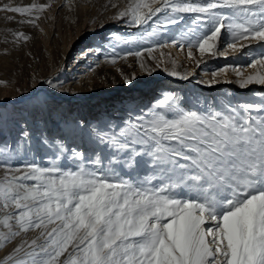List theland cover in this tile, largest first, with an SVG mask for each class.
Returning <instances> with one entry per match:
<instances>
[{
  "label": "snow or ice",
  "instance_id": "obj_1",
  "mask_svg": "<svg viewBox=\"0 0 264 264\" xmlns=\"http://www.w3.org/2000/svg\"><path fill=\"white\" fill-rule=\"evenodd\" d=\"M51 7L9 2L0 12L38 27ZM185 14L201 25L200 35L187 30L188 58L192 48L201 57H227L228 50L256 44L259 54L245 66L252 71H232L241 89L264 86V0H130L116 19L137 29L154 22L167 29ZM13 35L17 42L30 39L22 31ZM145 51L153 48L124 58ZM227 72H213L208 83ZM253 95L255 101H206L193 110L165 94L111 135V125L92 128L86 121L66 122L59 136L33 137L22 128L13 145H0V249L30 231L38 235L16 246L7 264H264V91ZM78 132L94 140L91 155L68 144ZM21 148L23 158L12 163ZM29 152H43L47 163L27 162Z\"/></svg>",
  "mask_w": 264,
  "mask_h": 264
},
{
  "label": "bare ground",
  "instance_id": "obj_2",
  "mask_svg": "<svg viewBox=\"0 0 264 264\" xmlns=\"http://www.w3.org/2000/svg\"><path fill=\"white\" fill-rule=\"evenodd\" d=\"M66 3L69 4L66 6ZM86 3L87 1L84 2V0H70V2L69 0H59L58 3L54 2L52 7L47 10L46 17L41 23H38L37 29L28 33L30 36L32 34L30 42L12 53L7 60H0V115L7 108L14 109L19 107L20 104L35 100V103L38 102L37 104L41 108V111L43 110V120H46L44 125H42L44 131L51 133L53 136H59L60 129L66 131L68 125H65L66 122L60 123L61 119L59 118L58 122L57 120L54 122L49 120L51 115L48 112V102L46 103L41 100L55 98L54 112H56L55 110L58 108H68L70 112H72L76 110V108H74L76 104L93 106L100 98L104 99L101 96L108 94L107 92L109 89L111 90L113 87H116L115 89L117 92L115 93V97L121 100L117 102L123 104L116 103L99 110L90 109L92 112L89 113L92 116L89 117L88 121L86 120L90 126L93 125V123L96 125V122H98L97 127L101 128H106L108 125H111L112 131L108 134H112V132L116 131V126H123L118 124V120L121 119L124 121L126 119L125 116L122 117V115L124 114L123 112L129 110L126 108L127 105L134 103L132 102L134 100L129 98L140 95V98L144 97L143 100H147V97L153 99L156 95L160 94H151V91L155 89H153V87L163 85V82H168L165 90H182L183 85H189L194 82V79H197L198 72L196 73L193 71L194 68L189 72L188 80H181L169 74L172 71H177L181 74L187 73V67L179 64L182 61L178 62L176 60L173 64L174 66L170 67L171 62L169 59H162V68H159V63L150 58L154 56L153 59L157 60L155 57L158 52L157 47L151 53L145 51L143 57L132 55L116 61L115 63H117L118 71L112 67L106 68V66L113 64L111 59H109L105 60L106 62L104 64L94 69L93 72L91 71V73L90 70L93 68L87 65V61L89 56L95 53V50L91 51L88 49L90 48L89 45L95 41V38L99 39L94 43L96 49L105 47L106 45L103 46V44L107 43L105 50L111 51V49H114V43L117 42L118 38L125 35H129L126 39L131 41L130 44H135L138 41L136 39L143 34L141 32L145 27L137 29L135 26H129L117 20L116 16L120 11L124 10L123 8L116 14L110 12L108 15L101 16L102 11L104 12L105 10L103 4L104 7H97L91 4L87 5ZM64 5L66 6L65 8H63ZM161 34H164L163 31ZM163 37L164 36L160 37L157 42L163 43ZM39 40L41 42H39ZM84 45H88L83 48V52L87 50L86 55L84 58L79 57V61H83L75 64L76 67L73 72H69V70L66 69L68 61L71 59L73 53ZM125 45V43L119 44L117 49ZM147 47H149V45H146L144 48ZM168 51L170 52V49H168ZM223 57L227 58L228 56ZM141 63L144 64L143 68L140 67ZM202 67L204 68L205 65ZM132 68L139 69L136 76H134ZM165 69H167V71ZM101 74L105 77L103 81L97 79ZM173 78L178 79L179 83L177 86L176 84L172 86L169 85L170 82H173ZM62 79H67V81L62 83H70V89L62 88ZM125 79L131 80V82L129 83ZM226 79L227 78L219 83L210 85L208 82L213 80V77L205 75L202 80V84L205 86L203 89H210L220 94L223 91L220 92L219 89L229 83ZM46 81H52L53 84H50V87H44ZM129 84H131V86ZM97 90L98 92H95ZM101 90L107 92L100 95L98 93L102 92ZM190 90V92H192L199 89L191 88ZM186 94L191 95V93ZM182 96L183 95L179 94V97ZM140 98L137 97L136 101L139 102ZM148 102L149 101L141 102L140 105L134 106V110L132 111L133 115L139 114L143 108H146ZM37 125H40V123H37ZM97 127L95 126V128ZM79 136H81L83 141L88 142L87 146L94 143V140L89 138L87 132H78L76 135L70 137L68 142L72 143L76 138H79Z\"/></svg>",
  "mask_w": 264,
  "mask_h": 264
},
{
  "label": "rangeland",
  "instance_id": "obj_3",
  "mask_svg": "<svg viewBox=\"0 0 264 264\" xmlns=\"http://www.w3.org/2000/svg\"><path fill=\"white\" fill-rule=\"evenodd\" d=\"M87 1V5L91 4L97 7H102L105 8L104 12L102 11L101 16L108 15L110 12H113L114 14L118 13L122 8L125 10L128 4L130 3V0H84V2ZM11 2L14 6H27L30 3L33 2H38V3H49L51 4L58 3L59 0H0V5L4 3H9ZM94 2V3H93ZM109 3V4H107ZM112 3V4H111ZM69 3H66L65 5L67 6ZM103 4V5H102ZM107 4V6H106ZM111 4V5H110ZM64 5L63 8L66 6ZM109 5V6H108ZM118 5V6H117ZM124 6V7H122ZM111 7V8H110ZM115 7V8H114ZM107 8V9H106ZM119 8V9H118ZM109 10V11H107ZM117 11V12H116ZM106 12V13H105ZM47 15V10L44 14L41 15L39 21L37 23H41V21L46 17ZM189 15V17H188ZM8 16H14L15 20L9 21L7 19ZM193 16L194 14H185L184 20L181 21L178 25H171L167 29H164L163 27H159L157 23H152L151 27H145L144 30L142 29L143 33L138 39L135 44H126L124 47L117 49L120 43V40L118 38L117 42L114 43V49H111V51H106L105 47H107V43H104L103 46L105 47H99L96 49L95 46V41L99 40L95 38V41L89 45L90 48L88 50H95V53L89 56L87 65L89 67L93 68L90 70V72L94 71V69L98 68L100 65L104 64L106 61L111 59L113 55H116L121 57L120 59H124V53H127L128 51H143L146 45H149L147 48H153V50L157 47L159 44H164L166 46L164 47H157V55L155 56L157 58L153 59L154 56L150 57L152 60H155L156 62L159 63V68H162V59H169L170 67H173L174 62L177 60L178 62L182 61L179 63L180 65H184L187 67V73L189 74L190 71L194 70L197 74V79H194V82L189 84V85H183L182 90H165L167 87V81L163 82V85L160 86H155L153 87L154 90L151 91V94L154 93L155 95L157 93H160L159 95H156L155 98H149L147 97V100H143L144 97H139L140 95H135L129 99L134 100L130 106L127 105L128 111L123 112L124 114L122 117L125 116V120H118L119 125H123L126 120L130 116H135L133 115V110L134 106L140 105L141 102L149 101L146 104V108H143L142 110H145L149 108V106L155 108V102L158 99H161L165 96V94H175L179 98L178 102L181 107H184L186 109H193L196 110L197 108H203L205 107V102H211V101H220V102H225L226 99H231L234 98L239 101H255L256 98L254 97V93L262 92L264 91V86H258V85H251L247 89H241L237 80V76L235 73L232 71L233 67H239L242 70H244L245 75L250 73L252 69L246 68L245 66L250 62L253 56H256L259 54V46L256 44L249 45L248 48L242 49L240 52H231V50H228L229 54L227 55V58H224L223 56L217 54L216 56H211V55H204L201 57L198 49L192 48L193 52V58H188L187 52H188V36H191L192 33H188L187 30L189 28L195 30V35H200L201 34V25L200 24H194L193 21ZM188 17V18H187ZM163 16H160L159 19H163ZM21 18L19 17L18 14L14 13H5V12H0V60L7 58L14 52H16L18 49H20L22 46H24L26 43H29L32 34L30 36V31L36 30L37 27H34L30 24H21L18 21ZM30 29V30H29ZM157 29L156 33L153 35L152 30ZM163 29V30H162ZM25 30V31H24ZM27 30V31H26ZM24 32L25 35H28L30 39L26 42H17L13 33L16 32ZM161 31V32H160ZM163 31V35L161 34ZM129 37V35H125L123 37ZM163 37V43H158V39L160 37ZM175 38L177 41L176 44H173L171 41ZM157 39V40H156ZM226 40L227 37L225 35H222L221 40L218 43V48L220 50H224L226 46ZM39 42H41L39 40ZM243 43V41H242ZM136 45V46H135ZM154 45V46H153ZM183 45V47H181ZM88 45H84L83 47L79 48L76 52L73 53L71 59L67 63L66 69L69 70V72H73L75 69V64H78L82 62L83 60L79 61V57L84 58L86 55V51L83 52V48H85ZM93 47V48H92ZM133 48V49H131ZM102 49V50H101ZM122 49V50H121ZM170 49V52L168 51ZM173 49V50H172ZM114 50V51H113ZM121 50V52H120ZM165 50V51H164ZM103 51V52H102ZM82 52V53H81ZM105 52V53H104ZM113 52V53H112ZM115 52V53H114ZM119 52V53H118ZM147 55V54H146ZM99 56V57H98ZM101 56V57H100ZM129 57V56H127ZM120 59H117L116 61H119ZM89 62V63H88ZM91 62V63H90ZM102 62V63H101ZM95 63V64H94ZM99 63V64H97ZM112 65V66H111ZM111 65L106 66L109 68H114L117 70V63H113ZM205 65L203 68L202 66ZM227 68V79L228 84L226 86H222L220 88L219 86V91H223L222 93H217L213 90H205V86L202 84L203 77L205 75L212 76L213 72H216L220 69ZM178 69V68H177ZM118 71V70H117ZM91 72V73H92ZM132 72L134 73V76L139 72L138 68H132ZM169 72V71H168ZM119 74V73H118ZM66 75V73H65ZM213 77V76H212ZM104 75L101 74L100 76L97 77L99 81H103ZM214 79V78H213ZM219 81L225 80V77L221 76L218 78ZM126 81H131L127 80ZM67 81L62 79L61 83ZM85 81V80H83ZM72 82V81H71ZM74 82V81H73ZM60 83V84H61ZM179 81L178 79L173 78V82L169 83V85L176 84L178 85ZM131 86V84H129ZM63 86L62 88H67L70 89L71 85L70 83L66 84H61ZM165 86V87H164ZM44 87H50L49 83H45ZM162 87V88H161ZM116 87H113L109 91L101 90L102 92H99L98 94L103 95L105 92L108 94L101 96L104 99H101L96 101V103L93 106L89 105H79L76 104L74 108L76 110L70 112V110L67 109H56L54 112L53 109L55 108V98H47L46 100H41L47 103L48 107V112L50 113L49 120L52 122L56 121L58 122V118L61 119L60 123L64 122H73V121H88L89 117L92 115L89 112H92L91 110L93 109H101V108H107L108 106H111L112 104L120 103L117 101H121L120 98L115 97V93L117 90L115 89ZM191 88L199 89L196 91L190 92ZM185 89V90H184ZM202 89V90H201ZM46 92H49L48 90H45ZM95 92H98L95 91ZM112 93V94H110ZM186 93H191V95H187ZM208 93V94H207ZM179 94L183 95L182 97H179ZM140 98L139 102L136 101L137 97ZM105 99H110V100H105ZM128 99V101H129ZM38 103V102H37ZM35 103V100H31L29 102H25L23 104H20L19 107L14 108V109H5L4 112L0 115V145H3L4 143H7L8 145H13L17 138L19 137V134L21 132L22 128H27L32 134L33 137L38 135L40 132H45L44 128L42 125H44V122L46 121L45 119L43 120L42 118V111L39 105ZM121 105L123 103H120ZM31 107H30V106ZM37 105V106H34ZM129 106V107H128ZM91 109V110H90ZM17 111V113H16ZM47 112V111H46ZM128 114V115H127ZM106 118V117H105ZM101 120V119H100ZM49 122V121H48ZM37 123H40V125H37ZM47 123V122H46ZM66 123L65 125H68ZM100 123V122H99ZM95 126H98V122H96V125L93 123L91 127L95 128ZM102 126V125H101ZM45 127V126H44ZM101 128V127H100ZM67 131V130H66ZM82 134V133H81ZM111 135V134H109ZM69 141V140H68ZM34 142V141H33ZM86 141H83L81 139V136L79 138H76L72 143L68 142L69 145H74V146H80L81 148L87 147L88 154L91 155L92 152L91 150L96 146L94 143L92 145L87 146ZM23 152L24 150L21 148L20 149V157H17L16 155H12V163H20L21 159L23 158ZM44 153L41 152L39 155L35 154L34 152H29L27 156V162H35L37 164H44L47 163L46 160L41 159L40 157L43 156ZM33 156V157H31ZM0 175H2V171H0ZM2 215V214H0ZM207 226V225H206ZM0 231H5L4 229L0 228ZM38 235L37 231H30L29 233L22 234L20 237L14 238L10 243H8L4 248L0 249V264H7L6 261V256L8 254H11L16 246H18L20 243H22L24 240L30 241L31 239L35 238Z\"/></svg>",
  "mask_w": 264,
  "mask_h": 264
}]
</instances>
